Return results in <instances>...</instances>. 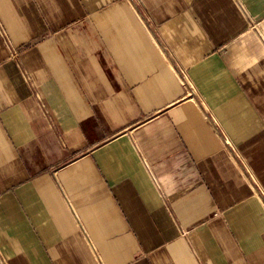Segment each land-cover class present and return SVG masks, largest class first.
Returning a JSON list of instances; mask_svg holds the SVG:
<instances>
[{
  "label": "crops",
  "instance_id": "1",
  "mask_svg": "<svg viewBox=\"0 0 264 264\" xmlns=\"http://www.w3.org/2000/svg\"><path fill=\"white\" fill-rule=\"evenodd\" d=\"M0 264H264V0H0Z\"/></svg>",
  "mask_w": 264,
  "mask_h": 264
}]
</instances>
